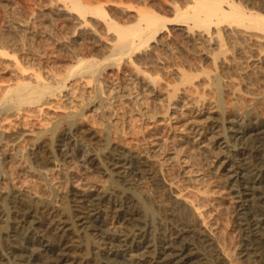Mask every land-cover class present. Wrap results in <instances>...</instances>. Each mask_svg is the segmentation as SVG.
Returning <instances> with one entry per match:
<instances>
[{"label":"rangeland","instance_id":"1","mask_svg":"<svg viewBox=\"0 0 264 264\" xmlns=\"http://www.w3.org/2000/svg\"><path fill=\"white\" fill-rule=\"evenodd\" d=\"M80 1L90 4L95 3V0ZM102 1L103 3L106 2V4L102 3L103 6L105 5L103 8L107 13L105 14L106 17L104 19L102 16H94L95 18H92L93 15L88 16V14L85 16L84 21L91 23L84 22V26V24L79 25L78 23H82V18L84 17H78L79 14L72 9L73 7L70 6L71 3L68 0H0L1 88L9 84L15 85L21 80L23 82L24 80H32L34 82L37 73H40L42 82L46 81L50 86H55V82L65 76V73L67 76L70 75L72 68L69 71L66 66L69 67L71 65L73 67L76 65L75 52L85 53L88 56L87 58L91 57L89 59L102 62L99 64L98 72L96 71L94 78H92V81L90 80L91 83H87L89 81L86 75L81 76L80 79L81 74L78 72L79 76L74 74V76L67 78L65 87L61 92L56 91L54 97H52L53 95H46L43 107L39 106V104L38 106L35 104L25 106L20 110L21 112L19 111L20 114L18 113L17 116H12V118L10 117L4 122L0 121L2 138L7 135L8 137H19L16 140L17 142H10L11 146L6 143V140L0 141V216L4 215L0 219V231L2 232L0 233V255L5 254L8 251L6 250L8 245L13 242L12 244L16 246L19 244L20 247L29 246L27 247L28 250L34 254L31 261L32 264H48L51 262L52 253L46 252V254L40 251L39 247L38 250L32 239L26 240L24 235L17 234L14 235L13 240L12 237L10 238L9 235L7 237L3 233L10 229L12 225V222H9L10 217L20 209V206L33 205L32 207L35 209L34 218L42 223L44 222V228L48 227V237L56 239L55 241L59 239L66 241L68 245L66 264L71 261L106 264L107 260L101 255H103L102 247L106 246H103L102 243L107 240L108 237L106 235L108 234L102 232L98 237L88 226L80 225V222L77 221L78 216L84 215L83 209L80 207L81 200L83 198L94 199L93 197H98L99 195L104 196L106 204L100 206V210L103 213L102 217L104 215L107 217L104 216L102 218L104 221V223H101L103 226L100 224L102 231L112 232L111 234H114L113 232L117 233V231L119 232L117 234L131 231V233H135L138 231L136 230L138 227L143 226L141 222L143 221L150 226L149 241H154L156 239L155 235L165 234L168 232V228L174 226L168 220L187 219V221L197 223V227L203 233L210 235L217 245V249H219L217 250L219 257H222V261L220 260L219 262H225V264H248L247 261L242 260V257H240L244 241L242 228L237 220V199L234 196L232 197L233 192L230 191L226 179L223 177L222 165L220 164L222 160L215 154L217 150L213 145L214 141L209 134L208 126L211 122L209 119L213 117L220 120L250 111L252 120L258 117L259 121H264V51H262L263 55L261 53L260 60L255 61L254 58L252 61L251 57L249 58L248 56H257V51H261L259 48L264 46V40L261 39L263 40L262 42L259 39L261 37L259 34V40L257 39L256 41L255 39V42H253L254 38L250 37L251 35H247L249 32L244 27L238 26L233 20V22L231 20L228 22L225 19L226 21L221 22V26H216L213 29V36L216 34L215 30L218 27L242 31L245 35L241 32L238 39L236 37L237 41L234 35L229 36L232 40L227 39L228 46L225 44L226 40L222 41L221 38H218L222 41H220L222 44L226 45V47L224 45L225 48L223 47L226 53L224 52L225 55H222V53L217 55L220 54L219 50L222 49L220 47L223 45L217 46L220 45L218 40H212L210 43L207 37L209 33H206V31L202 32L200 28L199 30L198 28L188 29L190 32L186 33L183 30H187L186 28H189V26L192 27V21H189V23L184 22L185 24L183 22L175 24V22L170 21V19L176 17V14L191 13L189 4L192 5L193 0ZM230 1L235 3L239 1L238 3H241L246 11L253 8L254 11L264 14V0H253L254 2L252 0ZM111 3L113 4L111 5ZM172 4L175 5V8L172 7ZM177 6L178 8H176ZM140 7L145 9L144 11L146 12H154L161 18L164 17L166 29L165 27L164 29L162 28L156 34L155 40L148 42L147 48L145 46V49H141L142 52H136V55L132 54L131 59L133 61L130 62L127 55L125 56L126 58L123 57L122 61L116 62L117 64L113 63L114 66L112 64L111 67L112 62L110 59L104 60L103 58L110 53L111 43L116 38L117 33L115 31L112 33L113 30L111 29L109 31L107 29L109 27L106 24L110 21L120 25L135 24L138 20L136 13ZM94 21L97 23L95 24ZM72 22L74 25H72ZM76 25L82 28H75ZM141 25L145 27L144 22H141ZM186 25L187 27H185ZM106 30L109 32H106ZM254 36L256 38L257 34ZM239 38L248 39L246 40L248 42L245 40L242 42ZM73 40L76 41L75 45ZM238 40L242 44H237L240 43ZM135 41L138 42L137 37H135ZM77 43H79V46ZM239 45L243 46L244 53L242 52L243 48ZM73 46L74 48H72ZM213 46L216 47L213 48ZM253 46H256V50H258L253 49ZM75 48L76 51L73 50ZM247 49L252 52L255 51L251 54V51ZM87 51H90V55L93 56H89L88 53L87 55ZM227 51L230 53H227ZM70 52L71 54H69ZM237 52L241 53L242 57ZM245 54L248 57H245L248 59L247 62L250 59L248 63H246V59H244L245 62L242 60ZM134 55L135 57H133ZM236 56L240 58L237 59ZM215 57H218V60ZM224 60L227 61L225 62ZM21 66H24L23 70H26L25 72H21L23 71ZM26 67L27 69H25ZM30 68L33 70H30ZM200 68L201 70L204 69V71H201ZM136 69L137 71H135ZM178 69L184 70L186 74H192L191 80L188 79L192 82V85H189L190 81L186 82L188 81L186 79L184 83L181 82L182 79L189 75L185 76L184 73L185 77H182L181 70L178 72ZM147 75L149 77L155 75L158 79H155L156 82L154 81L153 84ZM57 76L58 78H56ZM240 83L241 85H239ZM234 85L239 90H234ZM75 86L77 89H75ZM75 91L79 93L77 94ZM0 93H2L1 90ZM2 107H5V105L0 106V109ZM69 121L78 123H76L75 129L70 125ZM58 125L62 127L60 128ZM48 131L49 133H46ZM42 132L44 133L42 136L44 142L42 147L36 149V136L40 135V133L42 134ZM24 136L26 140L28 139V142L23 143ZM22 143L24 149L19 146ZM44 153H47L46 157H44ZM113 156H121L125 160L131 157L133 160L135 158L136 160L138 158L141 161L144 160L145 166L142 167L144 170L141 171L143 174L141 172L135 174L131 170L126 169V173H122L123 177L119 173L116 175L115 173L117 172L115 171L117 170L110 168L108 164L110 160L115 158ZM37 161L44 163L46 167L43 175L38 171L40 167L37 165ZM11 167H15L14 170ZM11 169L12 171H10ZM120 170L121 168L118 169V171ZM24 171H28L29 174L32 173L33 175L32 178L30 177L29 183L26 184L20 182L22 180L21 173ZM112 201V205L109 204ZM198 203L200 205H197ZM114 205L117 206L115 207ZM127 209L130 212H134L131 219L125 222L117 221L116 215L119 212H121L120 214L122 212L126 213L124 210ZM163 222L165 225H163ZM33 237L31 236V238ZM99 238H101V241ZM24 243L27 245L25 246ZM30 253L28 252V254ZM125 257L119 256L117 258L121 261L120 264H130L132 258ZM208 260L206 264H216V260L213 257L209 256ZM9 262L6 264H15V262ZM65 262L62 264H65Z\"/></svg>","mask_w":264,"mask_h":264},{"label":"bare ground","instance_id":"2","mask_svg":"<svg viewBox=\"0 0 264 264\" xmlns=\"http://www.w3.org/2000/svg\"><path fill=\"white\" fill-rule=\"evenodd\" d=\"M66 1V0H65ZM70 1L69 3L70 6H72L73 10L76 11L82 18L83 22L79 23V25H83L84 24V20H85V16H92V18L94 16H102L103 19L105 16V14H107L105 12V9L103 8V3L102 0H95V3L90 4V3H84L82 1H78V0H68ZM94 1V0H92ZM105 1V0H104ZM107 1V0H106ZM146 1V0H145ZM175 1V0H174ZM242 1V0H241ZM251 1V0H250ZM253 1V0H252ZM88 2V0L86 1ZM90 2V1H89ZM109 2V1H108ZM117 2V1H116ZM225 2V3H224ZM239 2V1H238ZM235 3L234 1H230V0H193V4H189L190 9H191V13H186L184 15H177L174 19H170V21L175 22V24H177L178 22H183V24L185 23H189V21H192V27L189 26V28L187 27V25L185 27H187V30H183L184 32H188V29H194V28H199L202 29V32L206 31V33H211L210 35L207 34L208 36V41H216L218 40L219 42L222 40H226V45H227V39L229 38V36L231 37V35L235 36V40L236 37L238 39V36L241 35L242 31H234L232 30H228L227 28H217L216 34H214L213 36V29L216 28V26H219L221 24L222 21H224L225 19L231 20V22H236V24L238 26H242L244 27V29H246L249 33L247 35H251L250 37H253L255 42V39L257 41L259 34L261 35V37H259V39H263L264 40V14H262L261 12L258 11H254L253 8L252 10H247L243 8V6L241 5V3ZM254 2V1H253ZM257 2V1H256ZM255 2V3H256ZM103 3V4H102ZM115 3V2H114ZM123 3V2H122ZM143 3V2H142ZM140 3V4H142ZM148 3V2H147ZM113 3H111L112 5ZM150 4V3H149ZM153 4V3H151ZM176 4V2H175ZM247 4V3H246ZM253 4V3H252ZM259 4V3H258ZM123 5V4H122ZM143 6V5H142ZM146 6V5H144ZM247 6V5H246ZM250 6V5H249ZM253 6V5H251ZM261 6V5H260ZM65 7V5H64ZM172 7L175 8V5L172 4ZM254 7V6H253ZM142 7L139 8L138 10V14L136 13L137 18V23L133 24L132 21V25H120L117 24L116 22H108L107 28L108 30L111 29L113 30L112 33L115 31V33H117L116 35V40L114 39V41L111 43L112 47H111V51L107 56H103L104 60L106 59H110L111 63V67L113 63L116 62H120L123 60V57L128 55L129 61H133V59H131L132 54H135L136 52H140L141 49H145L144 47L146 46L147 48V44L148 42L152 41L156 34L158 32H160L162 30V28L164 29L165 27V19L161 18L160 16L156 15L154 12L150 13V12H146L144 11L145 9H141ZM178 8V6L176 7ZM255 8V7H254ZM66 9V8H65ZM146 9H148L146 7ZM71 10V9H70ZM258 10V9H257ZM67 11V10H66ZM69 11V10H68ZM72 11V12H74ZM150 11V10H149ZM153 11V10H151ZM177 11V10H176ZM175 11V13H176ZM261 11V10H260ZM75 12V13H76ZM172 12V11H170ZM263 12V11H262ZM71 13V12H70ZM76 13V14H77ZM91 14V15H90ZM174 14V13H173ZM69 16V15H68ZM76 16V15H75ZM58 17V14H57ZM77 17V18H78ZM80 17V18H81ZM73 18V17H72ZM95 18V17H94ZM100 18V17H99ZM166 18V17H165ZM71 19V18H70ZM101 19V18H100ZM135 19V18H134ZM94 20V19H93ZM132 20V19H131ZM225 20V21H226ZM233 20V21H232ZM96 21V20H95ZM94 21V22H95ZM114 21V20H113ZM89 22V21H87ZM85 22V23H87ZM127 22V21H126ZM141 22L145 23V27H142ZM185 22V23H184ZM73 23V22H72ZM77 23V24H78ZM91 23V22H89ZM97 22H95L96 24ZM125 23V22H124ZM130 23V22H128ZM170 23V22H169ZM105 24V23H104ZM174 24V23H173ZM181 24V23H179ZM233 24V23H232ZM234 23V25H236ZM74 25V23L72 24ZM87 25V24H86ZM77 26V25H76ZM75 28H78L80 26H77ZM85 26V24H84ZM183 26V25H182ZM221 26V25H220ZM228 26V25H226ZM71 27V26H70ZM89 27V24H88ZM95 27V26H94ZM93 27V28H94ZM97 27V26H96ZM233 27V26H232ZM241 27V28H242ZM72 28V27H71ZM82 28V27H80ZM90 28V27H89ZM230 28V27H229ZM234 28V27H233ZM237 28V26H236ZM240 28V27H239ZM92 29V28H91ZM166 29V27H165ZM243 29V30H244ZM93 30V29H92ZM108 30H106V32H109ZM173 30V29H172ZM75 31V30H74ZM86 31V30H85ZM192 31V30H191ZM201 31V30H200ZM234 31V32H233ZM73 32V31H72ZM89 32V31H87ZM105 32V33H106ZM190 32V31H189ZM188 32V33H189ZM245 32V31H244ZM77 33V32H75ZM82 33V32H81ZM97 33V32H95ZM114 33V34H115ZM200 33V32H199ZM235 33V34H234ZM243 33V32H242ZM12 34V33H11ZM10 34V35H11ZM103 34V33H102ZM193 34V33H192ZM245 35V33H243ZM257 34V37L255 38L254 35ZM71 35V34H70ZM74 35V34H72ZM104 35V34H103ZM106 35V34H105ZM200 35V34H199ZM198 35V36H199ZM202 35V34H201ZM75 36V35H74ZM72 36V37H74ZM84 36V35H83ZM95 36V35H94ZM98 36V35H97ZM192 36V35H191ZM249 36H247L248 38H250ZM13 37V35H12ZM15 37V36H14ZM40 37V36H39ZM51 37V36H50ZM135 37L138 38V42L135 41ZM179 37V36H178ZM205 37V36H204ZM8 38V36H7ZM10 38V37H9ZM56 38V37H54ZM59 39V37H57ZM61 38V37H60ZM76 38V37H75ZM201 38V37H200ZM203 38V37H202ZM221 38V40L219 39ZM246 38V37H244ZM29 39V38H28ZM74 39V38H73ZM89 39V38H87ZM85 39V40H87ZM102 39V38H101ZM184 39V38H183ZM207 39V38H206ZM230 39V38H229ZM234 39V38H233ZM240 41L242 40V42L245 40L239 38ZM258 39V40H259ZM13 40V39H12ZM100 40V39H99ZM155 40V39H154ZM174 40V39H173ZM176 40V39H175ZM195 40V39H194ZM199 40V39H198ZM232 40V39H230ZM230 40H228L230 42ZM248 40V39H246ZM245 40V41H246ZM251 40V38H250ZM263 40H261L263 42ZM68 41V40H67ZM79 41V40H78ZM93 41V40H92ZM185 41V40H183ZM213 41V43H214ZM221 41V42H222ZM237 41V40H236ZM239 41V40H238ZM239 41V42H240ZM44 42V41H43ZM60 42V41H59ZM72 42V41H71ZM76 41L73 40V44ZM80 42V41H79ZM84 42V41H81ZM87 42V41H86ZM155 42V41H154ZM193 42V41H192ZM191 42V43H192ZM208 42V43H209ZM219 43L220 45L217 46H222L220 47L221 50L220 54L217 55H225V50L224 48L226 47L225 44ZM248 42V41H246ZM251 42V41H250ZM38 43V42H37ZM40 43V42H39ZM56 43V42H55ZM64 43V42H63ZM70 43V42H67ZM97 43V42H96ZM160 43V42H159ZM182 43V42H181ZM195 43V42H194ZM211 43V42H210ZM235 43V42H234ZM42 44V42H41ZM76 44V43H75ZM74 44V45H75ZM79 43H77L78 45ZM162 44V43H161ZM187 44V43H186ZM199 44V43H198ZM218 44V43H217ZM237 44H242L237 43ZM249 44V43H248ZM254 44V43H252ZM40 45V44H39ZM63 45V44H62ZM82 45V44H81ZM96 45V44H95ZM98 45V44H97ZM225 45V47H224ZM247 45V44H246ZM251 45V43H250ZM249 45V46H250ZM256 45V43H255ZM263 45V44H262ZM261 45V46H262ZM68 46V44H67ZM79 46V45H78ZM91 46V45H90ZM187 46V45H186ZM194 46V45H193ZM203 46V45H202ZM201 46V47H202ZM206 46V45H205ZM228 46V45H227ZM240 46V45H239ZM63 47V46H62ZM89 47V46H87ZM210 47V46H209ZM216 46H213V48ZM224 47V48H223ZM243 48V46H240ZM245 47V46H244ZM256 50L257 47L253 46ZM260 47V46H259ZM74 48V46L72 47ZM71 48V49H72ZM77 48V46H76ZM76 48L73 49L76 51ZM84 48V47H83ZM152 48V47H151ZM158 48V47H157ZM163 48V47H162ZM189 48V47H188ZM208 48V47H207ZM249 48V47H247ZM252 48V47H251ZM261 48V47H260ZM259 50H261L260 52L257 51L258 55L254 56V55H248L249 58L252 60L255 58L256 60H260V56L262 51H264V46ZM3 49V48H2ZM79 49V47H78ZM77 49V50H78ZM101 49V48H100ZM154 49V48H153ZM194 49V48H193ZM104 50V48H103ZM108 50V49H107ZM106 50V51H107ZM191 50V49H190ZM208 50V49H207ZM211 50V49H210ZM229 50V49H227ZM241 50V49H240ZM249 50V49H247ZM246 50V51H247ZM254 50V51H255ZM74 51V52H75ZM79 51V50H78ZM77 51V52H78ZM81 51V50H80ZM91 51V50H90ZM90 51H87L86 54L88 53L89 56H93L90 55ZM98 51V50H97ZM105 51V50H104ZM213 51V50H212ZM236 51V50H235ZM239 51V49H238ZM251 51V50H249ZM253 51V52H254ZM68 52V50H67ZM100 52V51H99ZM142 52V51H141ZM197 52V51H196ZM203 52V50H202ZM210 52V51H209ZM225 52V53H224ZM232 52V50H231ZM241 52V51H240ZM243 53L244 48H243ZM251 51V54L253 53ZM97 53V52H96ZM102 53V52H101ZM145 53V52H143ZM192 53V52H191ZM194 53V52H193ZM200 53V52H199ZM212 53V52H211ZM219 53V52H218ZM224 53V54H223ZM227 53H230L227 51ZM239 53V52H237ZM242 53V54H243ZM71 54V52L69 53ZM68 54V55H69ZM75 56L74 58L76 59L75 66H66L69 71H72L70 73V75H66L61 77L59 81L55 82V86H50L49 83L42 82V77L40 75V73H37L35 75V81L33 82L31 81H25L24 82L21 80V82H17L15 85H7L4 88L0 87V90L2 93L0 96V106L5 105V107H2L0 109V121L2 120L4 122V120L8 119V118H12V116H17L19 111L23 109V107L25 106H29V105H37L39 104V106H42L45 102V98L46 95L54 97V95L56 94V91L61 92V90L65 87V82L67 80V78H69V76H74V74H77L79 72L80 75V79L81 76L83 77L84 75H86V77L88 78L87 83H91L92 78H94L96 71L99 68V64H101L102 62H100L99 60H95V59H89L87 58L88 56L85 55V53L80 54L78 53H74ZM80 54V55H79ZM87 54V55H88ZM92 54V52H91ZM95 54V53H93ZM103 54V53H102ZM141 54V53H140ZM154 54V53H153ZM195 54V53H194ZM193 54V55H194ZM255 54V53H254ZM65 55V54H64ZM136 55V54H135ZM135 55L133 57H135ZM147 55V54H146ZM240 57L241 53H239ZM256 55V54H255ZM263 55V53H262ZM101 56V55H100ZM192 56V55H191ZM228 56V55H227ZM73 57V56H72ZM151 57V56H150ZM186 57V56H185ZM194 57V56H193ZM207 57V56H206ZM237 59H239L240 57L236 56ZM246 54L244 56V58H242V60L245 62L244 59L248 58L246 57ZM111 58H114L111 60ZM126 58V57H125ZM142 58V57H141ZM140 58V59H141ZM199 58V57H198ZM216 58V57H215ZM214 58V59H215ZM223 58V57H222ZM226 58V57H225ZM224 58V59H225ZM230 58V57H229ZM71 59V58H70ZM108 59V60H109ZM131 59V60H130ZM137 59V58H136ZM135 59V60H136ZM139 59V60H140ZM190 59V58H189ZM188 59V60H189ZM212 59V58H211ZM218 60V57L216 58ZM249 59V61H250ZM72 60V59H71ZM101 60V59H100ZM158 60V59H157ZM185 60V59H184ZM187 60V59H186ZM231 60V59H230ZM241 60V59H240ZM248 59H246V63ZM263 60V59H262ZM128 61V64H129ZM142 61V60H141ZM192 61V60H190ZM204 61V60H203ZM214 61V60H213ZM225 61V60H224ZM227 61V60H226ZM225 61V62H226ZM235 61V60H234ZM233 61V62H234ZM242 61V62H243ZM253 61V60H252ZM71 62V61H70ZM73 62V61H72ZM144 62V60H143ZM146 62V61H145ZM153 62V61H152ZM184 62V61H183ZM193 62V61H192ZM215 62V61H214ZM222 62V61H221ZM232 62V63H233ZM236 62V61H235ZM238 62V61H237ZM124 63V62H123ZM182 63V61H181ZM190 63V62H189ZM196 63V62H195ZM202 63V62H201ZM245 63V64H246ZM259 63H261V61H259ZM19 64V63H18ZM33 64V63H32ZM71 64V63H70ZM108 64V63H107ZM117 64V63H116ZM121 64V63H120ZM119 64V65H120ZM126 64V63H125ZM172 64V63H171ZM194 64V63H193ZM211 64V63H210ZM223 64V63H222ZM231 64V63H230ZM239 64V63H238ZM236 64V65H238ZM256 64V63H255ZM17 65V64H16ZM106 65V64H105ZM147 65V64H146ZM188 65V64H187ZM192 65V64H190ZM215 65V64H214ZM251 65V64H250ZM19 66V65H18ZM17 66V67H18ZM108 67V65H106ZM114 66V64H113ZM118 66V65H117ZM137 66V65H136ZM172 66V65H171ZM179 66V64H178ZM184 66V64H183ZM229 66V64H228ZM231 66V65H230ZM235 66V65H234ZM247 66V65H246ZM245 66V67H246ZM20 67V66H19ZM24 67V66H23ZM23 67L21 66L22 70ZM28 67V66H27ZM27 67L25 69H27ZM30 67V65H29ZM138 67V66H137ZM177 67V66H176ZM181 67V66H180ZM178 67V68H180ZM190 68V67H189ZM202 68V67H201ZM200 68V70H201ZM220 68V67H219ZM223 68V67H222ZM232 68V67H231ZM239 68V67H238ZM237 68V69H238ZM253 68V67H252ZM32 68H30L31 70ZM168 69V68H167ZM188 69V68H187ZM218 69V68H216ZM228 69V68H227ZM236 69V68H234ZM236 69V70H237ZM257 69V67H256ZM29 70V69H28ZM33 70V69H32ZM181 70V69H180ZM178 69V72L180 71ZM195 70V69H194ZM245 70V69H244ZM26 71V70H25ZM24 70L21 72H25ZM68 71V70H67ZM82 71V72H81ZM137 71V69L135 70ZM139 71V70H138ZM201 71H204L201 70ZM228 71V70H227ZM255 71V70H254ZM40 72V71H39ZM98 72V71H97ZM141 72V70H140ZM176 72V71H175ZM200 72V71H199ZM207 72V71H206ZM234 72V71H233ZM239 72V71H238ZM257 72V71H256ZM255 72V74H256ZM36 73V72H35ZM102 73V72H101ZM100 73V74H101ZM139 73V72H138ZM143 73V71H142ZM182 73V77L185 75H189L186 76V78L182 79L181 77V82L184 83V81L190 79L191 80V76L189 73L186 74V72L183 70H181ZM185 73V74H184ZM191 73V72H190ZM208 73V72H207ZM225 73V72H224ZM223 73V74H224ZM235 73V72H234ZM243 73V72H242ZM55 74V73H54ZM68 74V73H67ZM79 74H77L79 76ZM145 74V73H144ZM184 74V75H183ZM198 74V73H197ZM196 74V75H197ZM226 74V73H225ZM229 74V73H228ZM232 74V72H231ZM261 74V73H260ZM259 74V75H260ZM264 74V73H263ZM34 75V74H33ZM76 75V76H77ZM194 75V74H193ZM244 75V74H243ZM251 75V74H250ZM184 76V77H185ZM199 76V75H197ZM218 76V75H217ZM229 76V75H228ZM232 76V75H231ZM24 77V76H22ZM21 77V78H22ZM136 77V76H135ZM145 77V76H144ZM147 77H149L147 75ZM188 77V78H187ZM195 77V76H193ZM222 77V76H221ZM239 77V76H238ZM28 78V77H27ZM44 78V77H43ZM58 78V76L56 77ZM138 78V77H137ZM151 80V82L153 83L155 81V79H158L157 77H155V75L153 77H149ZM209 78V77H208ZM214 78V77H213ZM240 78V77H239ZM18 79V78H17ZM33 79V78H32ZM147 79V78H146ZM186 79V80H185ZM211 79V78H210ZM209 79V80H210ZM238 79V78H237ZM251 79V78H250ZM255 79V78H254ZM257 79V78H256ZM261 79V78H260ZM16 80V79H15ZM42 80V81H41ZM56 80V79H55ZM86 80V79H85ZM91 80V81H90ZM190 80L186 81L189 82ZM207 80V81H209ZM224 80V79H223ZM231 80V79H228ZM244 80H246L244 78ZM178 81V80H177ZM212 81V80H211ZM14 82V81H13ZM96 82V81H95ZM147 82V81H146ZM156 82V81H155ZM185 82V83H186ZM205 82V81H204ZM203 82V83H204ZM224 82V81H223ZM231 82V81H230ZM240 82V81H239ZM241 82H242V78H241ZM244 82V81H243ZM86 83V84H87ZM189 85H192L191 81L189 82ZM221 83V80H220ZM54 84V83H53ZM103 84V83H102ZM148 84V83H147ZM154 84V83H153ZM188 84V83H187ZM194 84V83H193ZM205 84V83H204ZM203 84V86H204ZM212 84V83H211ZM214 84H216L214 82ZM224 84V83H223ZM75 85V84H74ZM89 85V84H88ZM94 85V84H93ZM100 85V84H99ZM98 85V87H99ZM105 85V84H104ZM185 85V84H184ZM241 85V83L239 84ZM243 85V84H242ZM174 86V85H173ZM172 86V87H173ZM199 86V85H198ZM216 86V85H215ZM235 86V85H234ZM248 86V85H247ZM76 87V86H75ZM102 87V86H101ZM100 87V88H101ZM175 87V86H174ZM223 87V86H222ZM227 87V86H226ZM225 87V88H226ZM240 87V86H239ZM238 88V87H237ZM258 88V87H257ZM77 89V87L75 88ZM98 89V88H97ZM105 89V88H103ZM224 89V88H223ZM264 89V88H263ZM262 89V90H263ZM154 90V89H153ZM179 90V89H177ZM234 90H239L236 89V86L234 88ZM258 90V89H256ZM261 90V91H262ZM74 91V90H73ZM174 91V90H173ZM176 91V90H175ZM244 91V90H243ZM76 92V91H75ZM218 92V90H217ZM77 93V92H76ZM79 93V92H78ZM77 93V94H78ZM101 93V92H100ZM104 93V92H103ZM219 93V92H218ZM243 93V92H242ZM250 93V92H249ZM262 93V92H260ZM95 94V93H94ZM98 94V93H97ZM257 94V93H256ZM58 95V94H57ZM110 95V94H109ZM201 95V94H200ZM215 95V94H214ZM241 95V94H240ZM248 95V94H247ZM260 95V94H259ZM98 96V95H97ZM250 96V95H249ZM253 96V95H252ZM258 96V95H257ZM45 97V98H44ZM94 97V96H93ZM199 97V96H198ZM203 97V96H201ZM219 97V96H218ZM49 98V97H48ZM221 98V97H220ZM251 98V97H250ZM249 98V99H250ZM253 98V97H252ZM259 98V97H258ZM262 98V97H261ZM97 99V98H96ZM200 99V98H197ZM244 99V98H243ZM47 100V99H46ZM100 100V99H99ZM201 100V99H200ZM260 100V99H259ZM44 101V102H43ZM239 101V100H238ZM253 101V100H251ZM237 102V101H235ZM250 102V101H249ZM264 102V101H263ZM246 103V102H245ZM260 103V102H259ZM240 105V104H239ZM221 106V105H220ZM230 106V105H229ZM244 106V105H243ZM245 106H247L245 104ZM43 107V106H42ZM79 107V106H78ZM233 107V106H232ZM239 107V106H238ZM249 107V106H248ZM256 107V106H255ZM41 108V107H40ZM237 108V107H236ZM245 108V107H244ZM42 109V108H41ZM79 109V108H78ZM226 109V108H225ZM228 109V108H227ZM258 109V108H257ZM40 110V109H39ZM236 110V109H235ZM254 110V109H253ZM260 110V109H259ZM258 110V111H259ZM264 111V110H263ZM262 111V112H263ZM21 112V111H20ZM251 112V111H250ZM250 112H246L243 114L239 115H234L231 116L229 118H223V119H217V118H211L209 119L211 122L209 123L208 129H209V134L211 135L212 140L214 141L213 145L216 147V153L219 158L222 160L221 161V165H222V170H223V177L226 179L227 185L230 189L231 192H233L232 197L234 196L237 199V220L239 225L241 226V230L243 232V249L240 252V257H242L241 259L244 261H247L248 264H252V263H259V262H263L264 263V121H259L257 118L253 119L250 118L251 113ZM235 113V112H234ZM20 114V113H19ZM225 114V113H224ZM253 114V113H252ZM62 116V115H61ZM72 116V115H71ZM70 116V117H71ZM82 117V115H81ZM76 118V117H74ZM73 118V121H74ZM79 118V117H78ZM261 118V117H260ZM17 119V118H16ZM84 119V118H83ZM61 120V119H60ZM67 120V119H66ZM8 121V120H7ZM13 121V119H12ZM16 121V120H15ZM76 121V120H75ZM208 121V120H207ZM11 122V120H10ZM9 122V123H10ZM70 125L74 127V129L77 126V122H72L69 121ZM67 122V123H69ZM27 123V122H26ZM60 123V122H59ZM72 123V124H71ZM77 123V124H76ZM4 124V123H3ZM15 124V122H14ZM58 124V123H57ZM43 126V124H42ZM46 126V125H45ZM59 126V125H58ZM4 127V126H3ZM6 127V126H5ZM11 127V126H9ZM55 127V126H54ZM60 127V126H59ZM62 127V126H61ZM60 127V128H61ZM43 129V127H42ZM56 129V127H55ZM64 129V128H63ZM201 129V128H200ZM61 130V129H60ZM198 130V129H197ZM59 131V130H58ZM200 131V130H199ZM46 133H49L46 132ZM60 133V132H59ZM199 133V132H198ZM38 134V133H37ZM53 134V133H52ZM44 133L42 132V134L40 133V135L36 136V145L35 148L37 149L38 147H42V143L44 142L43 140V136ZM20 136V135H19ZM22 136V134H21ZM54 136V135H53ZM48 137V136H47ZM19 137H8L4 136L2 138L1 134H0V141H4L6 140V143L13 142L16 141ZM40 139V141H39ZM53 139V138H52ZM28 140V139H27ZM24 136L23 138V143L24 142H28ZM31 140V139H30ZM29 140V141H30ZM211 140V139H210ZM17 142V141H16ZM33 142V140H32ZM2 143V142H1ZM19 145L22 146L21 148L24 149V145ZM38 143V145H37ZM46 143V142H45ZM3 144V143H2ZM13 144V143H12ZM21 144V143H19ZM32 144V143H31ZM11 146V144H10ZM18 147V146H17ZM5 148V147H4ZM34 148V149H35ZM44 148V147H43ZM20 149V148H19ZM40 149V148H39ZM1 150V149H0ZM111 151V150H110ZM118 151V150H117ZM31 152V151H30ZM35 153V152H34ZM42 153V152H41ZM111 153V152H110ZM114 153V152H113ZM16 154V153H15ZM46 157L47 153H44ZM123 154V153H122ZM30 155V154H29ZM34 155V154H32ZM115 155V154H114ZM122 156V155H121ZM121 156H113L115 158H113L112 160L109 161V166L110 168L112 167V169L117 170L115 172L116 175L124 174L126 169L131 170L132 173H140L142 170H144L142 167L145 166V163L141 160H133L132 157L128 158L127 160L124 159V157L122 158ZM131 156V155H130ZM42 157V156H41ZM44 159V158H43ZM111 159V158H109ZM132 159V160H131ZM15 160V159H14ZM38 160V159H37ZM36 161V160H35ZM105 161V160H104ZM107 161V160H106ZM38 162V161H37ZM89 162V160H88ZM13 163V162H12ZM15 163V162H14ZM23 163V162H22ZM16 164V163H15ZM4 165V164H3ZM40 168H39V172L43 175L45 173V165L44 163L38 162L37 164ZM36 166V165H35ZM127 166V167H126ZM148 167V166H147ZM13 170L14 168L11 167ZM120 171H118V169H120ZM12 169L10 171H12ZM110 169V170H112ZM49 170V169H48ZM127 171V170H126ZM11 173V172H9ZM18 173V172H17ZM126 173V172H125ZM12 174V173H11ZM22 174V180L20 182H22L23 184L29 183V179L30 177L32 178L33 175L32 173L29 174L28 171H24ZM141 174H143L141 172ZM151 174V173H150ZM4 175V173H3ZM20 175V174H19ZM40 175V174H39ZM41 175V176H42ZM119 175V176H121ZM140 175V174H139ZM152 175V174H151ZM12 176V175H11ZM41 176H39V178H41ZM47 176V175H46ZM126 176V175H125ZM18 177V176H17ZM16 177V178H17ZM37 177V176H36ZM123 177V175H122ZM130 177V176H127ZM121 178V177H120ZM15 179V178H14ZM36 179V178H35ZM31 180V179H30ZM42 180V179H41ZM120 180V179H119ZM125 180H127V178H125ZM130 181V180H129ZM128 181V182H129ZM41 182V181H40ZM123 182V181H122ZM127 183V181H126ZM44 184V183H43ZM124 184V183H123ZM160 185V184H159ZM27 186V185H26ZM45 190V189H44ZM44 194V193H43ZM124 194V193H123ZM122 194V195H123ZM125 195V194H124ZM128 196V195H127ZM93 197V196H92ZM104 196H99L98 197H93L94 199H90V198H83L81 200V208L83 209V216H78L77 217V221L80 222V225H85L88 226V228H90V230L94 231L93 233L95 235H98V237L100 236V234L106 233L108 235H106L108 238L106 241H103V246L106 245L105 247H102V251H103V255L105 257L106 264H120L121 261H119V259H117L119 256H128L132 258V261H130V264H143V263H147V264H206L209 256L213 257L214 260H216V264H221L223 262H219L221 260V258L219 257V253L217 250V245L215 244V242L212 240V238L210 237V235H208L207 233H203V231H201L198 227H197V223L195 222H190L187 221V219H181L180 216H178L180 219H170L168 220V222L171 225V228H168V232H166L165 234L163 233L162 235H155L156 239L153 241H149L148 235H149V224L142 222L143 226L138 227L136 230H138L137 232H129V233H122L121 234H117L119 233L117 231L113 232L114 234L108 233L109 231H102V229L100 228V224L104 223V221L102 220V212H101V205H106L104 202ZM125 197V196H124ZM107 198V197H106ZM127 198V197H126ZM76 199V198H75ZM123 199V198H122ZM132 199V198H131ZM73 200V199H72ZM110 200V198H109ZM128 200V199H127ZM130 200V199H129ZM14 201V200H13ZM80 201V200H78ZM111 201V200H110ZM104 202V203H103ZM108 199H107V203H108ZM116 202V201H115ZM122 202V201H121ZM130 202V201H127ZM174 202V201H172ZM178 203V201H176ZM175 202V203H176ZM113 201L109 204L112 205ZM124 203V202H123ZM186 203V202H185ZM26 204V203H25ZM128 204V203H126ZM172 204V203H171ZM179 204V203H178ZM14 205V204H13ZM20 205V204H19ZM24 205V204H23ZM80 205V204H79ZM103 205V206H104ZM124 205V204H123ZM130 205V204H129ZM135 205V204H134ZM193 205V204H192ZM191 205V206H192ZM197 205H200L199 203ZM33 206V205H32ZM30 205H24L23 207H19L20 209L16 212H14L11 217L9 222H12V225L10 226V229L6 232H3L5 235H9V237L13 238L14 235L17 234H22L26 237L27 239H32V241L34 242V244H36L37 248H40V251L43 252H51V262L48 264H62L63 262L66 261L67 258V249H68V245L66 243V241L63 240H57L55 241L54 239H50V237H48L47 235V229L48 227L46 226V228H44L43 223L39 220H35V209H33V207ZM115 206V205H114ZM117 206V205H116ZM115 206V207H116ZM121 206V205H120ZM128 206V205H127ZM100 207V208H99ZM193 207V206H192ZM79 208V207H78ZM109 208V207H108ZM132 208V207H131ZM182 208V207H181ZM185 208V207H184ZM103 209V207H102ZM111 209V208H110ZM116 210V208H114ZM122 209V208H121ZM129 209V207H128ZM124 210L126 213L120 214L121 212H119V214L116 215L117 217V221H129V219H131V216L134 215L133 211H129V210ZM200 209V208H199ZM14 210V209H13ZM108 210V209H107ZM111 211V210H110ZM104 212V211H103ZM114 212V210H113ZM112 212V213H113ZM1 213V212H0ZM105 213V212H104ZM3 214V213H2ZM116 214V212H115ZM200 215V214H199ZM4 215L0 216V219H2ZM130 216V217H129ZM136 216V215H135ZM185 216V215H184ZM183 216V218H185ZM201 216V215H200ZM106 217V216H105ZM108 217L110 218V216L108 215ZM139 217V216H138ZM170 217V216H169ZM199 217V216H198ZM202 217V216H201ZM200 217V218H201ZM107 218V217H106ZM137 218V217H136ZM38 219V218H37ZM166 219V218H165ZM138 220V219H137ZM43 221V220H42ZM60 221V220H59ZM64 221V220H63ZM132 221V220H131ZM136 221V220H133ZM167 221V220H165ZM139 222V223H141ZM75 223V222H74ZM166 223V222H165ZM167 223V224H169ZM78 224V223H77ZM47 225V224H46ZM103 226V224H101ZM139 225V224H138ZM151 225V224H150ZM161 225V224H160ZM163 225L164 222H163ZM50 226V225H49ZM61 226V225H60ZM148 226V227H147ZM170 226V225H168ZM199 226V225H198ZM153 227V225H152ZM52 228V227H51ZM86 228V227H84ZM104 228V227H103ZM59 229V228H58ZM165 229V228H164ZM53 230V228H52ZM135 230V231H136ZM154 231V230H153ZM91 232V231H90ZM0 233H2L0 231ZM53 233V232H51ZM49 234V233H48ZM91 234V233H90ZM151 234V233H150ZM30 235V236H29ZM53 235V234H50ZM93 235V234H92ZM94 235V236H95ZM103 235V234H102ZM110 235V236H109ZM31 236L33 238H31ZM23 237V236H22ZM56 237V236H55ZM105 237V235H104ZM9 238V239H10ZM18 238V237H15ZM21 238V237H20ZM24 238V237H23ZM22 238V239H23ZM52 238V237H51ZM65 238V237H64ZM63 238V239H64ZM62 239V237H61ZM101 238H99L100 240ZM14 240V238H13ZM16 240V239H15ZM101 241V240H100ZM13 243V242H12ZM10 244L8 245V248L6 250V253L3 254L2 256L0 255V264H6L7 262H15V264H32V259H33V255L32 252L30 253V251L28 250L27 247H29L27 244H25V246L27 245V247H20L18 244V246L14 245V244ZM101 243V242H100ZM33 246V245H32ZM5 247V246H4ZM35 248V247H33ZM38 248V250H39ZM100 249V248H99ZM34 250V249H33ZM37 250V251H38ZM70 250V248H69ZM32 251V249H31ZM223 251V250H222ZM28 252L30 254H28ZM39 252V251H38ZM44 253V254H45ZM42 254V253H41ZM47 254V253H46ZM36 255V254H35ZM47 256V255H46ZM50 256V255H49ZM35 258V257H34ZM48 258V257H47ZM126 258V257H125ZM48 260V259H47ZM126 260V259H124ZM130 260V259H129ZM228 260V259H227ZM71 261V260H70ZM222 261V260H221ZM9 262V263H10ZM35 262V261H34ZM44 262V261H43ZM47 262V261H46ZM128 262V261H127ZM212 262V261H211ZM68 264H90L87 261H83V262H75V261H71L70 263L67 262ZM125 263V261H124ZM209 263V260H208ZM207 263V264H208ZM66 264V262H65ZM127 264V263H126ZM225 264V262L223 263Z\"/></svg>","mask_w":264,"mask_h":264}]
</instances>
